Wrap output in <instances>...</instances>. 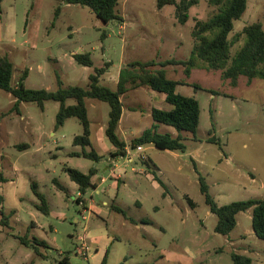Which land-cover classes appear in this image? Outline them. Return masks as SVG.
Returning a JSON list of instances; mask_svg holds the SVG:
<instances>
[{"label": "rangeland", "instance_id": "rangeland-1", "mask_svg": "<svg viewBox=\"0 0 264 264\" xmlns=\"http://www.w3.org/2000/svg\"><path fill=\"white\" fill-rule=\"evenodd\" d=\"M196 1L188 22L181 24L175 6L158 9L157 0H120L121 19L109 23L89 7L62 0H4L0 56L7 55L14 65L13 87L27 72V88L57 91L59 79L64 88H87L95 68L112 62L101 84L115 89L112 80L118 81L129 63L190 57L196 21L216 12L209 0ZM253 23L264 29V0H248L230 38ZM242 44L234 45L232 53ZM77 53H90L94 65L78 64L73 58ZM164 69L170 79L201 87H177L178 93L200 102L197 133L182 132L184 153L153 144L138 152L132 142L155 123L151 109L169 110L172 105L147 87L129 90L122 97L124 118L117 134L134 161L115 162L121 178L109 168L114 146L105 134L108 103L87 99L92 146L86 150L102 156L97 161L72 155L82 152L73 140L84 128L74 117L56 128L59 102L47 101L43 109L22 102L17 111L15 97L0 90V170L8 179L0 183V212L11 215L9 228L0 225V264H61L65 257L70 264H100L107 252L108 264H234L232 252L264 264V240L254 233L252 209L238 214L229 235L216 233L218 218L200 189L202 175L219 205L264 197V80L249 84L241 76L233 87L221 71L193 69L187 77L181 64ZM159 127L178 136L173 127ZM93 168L98 170L92 180L98 189L83 195L86 208L77 202L79 189L68 169L87 174ZM33 183L45 195L49 214L38 209ZM86 247L87 259L79 252Z\"/></svg>", "mask_w": 264, "mask_h": 264}, {"label": "trees", "instance_id": "trees-1", "mask_svg": "<svg viewBox=\"0 0 264 264\" xmlns=\"http://www.w3.org/2000/svg\"><path fill=\"white\" fill-rule=\"evenodd\" d=\"M3 1L0 0V11L2 10ZM62 1L66 4L89 7L104 23L121 19L118 12L120 0ZM196 3V0H157V7L162 9L167 5L175 6L178 22L185 24L190 18L189 11L191 7ZM209 4L216 7V12L205 21H196L192 32L195 44L187 60L172 59L160 63L150 60L129 63L120 71L116 90L101 84V78L108 71L112 62H107L104 67L95 68V72L89 76V86L87 88L81 86L64 88L60 79L58 80L60 87L57 91L27 88L24 84L28 77L27 72L21 76L18 85L13 87L14 65L7 55L0 56V90L15 97L14 109L17 111H19L22 102L36 103L42 109L47 101L59 102L60 109L57 114L56 128L63 126L66 120L72 117L77 118L84 128L83 134L77 135L73 140V146L82 147V152H74L72 155L93 158L98 161L102 156L94 152V149L91 151L86 150V147L92 146L91 120L88 115L87 99L106 102L110 105L109 122L105 134L116 148V152L112 154L113 157L126 156L128 145L117 134L124 112L122 97L131 89L147 87L164 94L166 102L172 105V108L170 110L152 108L151 116L155 123L150 129L144 131L141 136L133 140L132 147L136 149L138 146L153 144L162 150L184 153L187 146L184 143L185 138L182 136V132L196 135L200 124L201 108L198 99L178 93L177 87L180 85L193 86L196 89H201V87L189 82L168 78L164 68L168 65L181 64L185 68L187 77L191 75L193 69L221 71L222 78L230 80L233 87L238 85L241 76H245L249 84L257 78L264 80V29L262 24L247 25L241 32L230 38L236 21L242 18L248 8V0H209ZM103 36L106 37V34ZM242 40V46L235 53H232V47ZM73 58L80 65L87 67L94 65L90 53H77L73 55ZM157 65L161 68L155 69ZM211 92L213 94L217 93L215 91ZM70 100H74L75 103L68 104ZM159 124L175 128L178 136H173L172 133L168 132H160ZM211 142L216 143L213 138H211ZM22 147H28V145L24 144ZM146 164L151 168L148 161ZM97 171L96 168H93L86 174L78 169H68L71 180L78 185L81 196L89 189L96 188L92 180ZM7 181V177L0 170V183ZM159 182L164 186L162 181ZM32 188L41 202L38 209L45 214H49L50 208L45 195L38 190L36 183H33ZM200 189L205 196L206 204L209 206L211 213L218 218L215 227L216 233L229 235L237 226L238 214L252 209L254 233L259 239L264 240V197L219 205L210 194L209 185L202 175H200ZM3 201L4 197L0 196V203ZM77 202L80 203L81 199ZM188 203L192 208L196 207V203L191 198H189ZM116 209L125 215L122 208ZM10 218L11 215L7 216L1 210L0 225L9 228ZM20 239L22 240L23 237H20ZM24 239H29V236L25 235ZM41 243L45 244V242ZM231 258L234 264H252L253 262L250 256L238 252H232ZM61 264H69L68 258L65 257ZM100 264H108V252Z\"/></svg>", "mask_w": 264, "mask_h": 264}, {"label": "built area", "instance_id": "built-area-1", "mask_svg": "<svg viewBox=\"0 0 264 264\" xmlns=\"http://www.w3.org/2000/svg\"><path fill=\"white\" fill-rule=\"evenodd\" d=\"M136 150L138 152H141L144 150L143 146H138L136 148ZM123 162L124 165L129 164V163H133L134 159L131 157V152L130 150L127 148V155L126 156H120L119 159L115 160V162ZM114 166L110 167L111 170V174L112 175H117L118 178H121L120 174H117V166L115 164H113ZM105 180L103 179L102 182H104ZM94 190H97L96 188H94ZM81 194L79 193V197L77 200H80L81 198ZM79 204L83 205V202L81 201ZM84 219H86V217H84ZM88 248L86 247L85 249H82V252L79 251L81 253V256H83L84 258H88V254H87Z\"/></svg>", "mask_w": 264, "mask_h": 264}, {"label": "crops", "instance_id": "crops-1", "mask_svg": "<svg viewBox=\"0 0 264 264\" xmlns=\"http://www.w3.org/2000/svg\"><path fill=\"white\" fill-rule=\"evenodd\" d=\"M127 66V65H126ZM121 71V70H120ZM119 74H120V72H119ZM104 75H109V74H104ZM118 80H119V76H118ZM115 84H116V88L114 89V90H116L117 89V84H118V81H115V80H112ZM151 90V89H150ZM153 91V90H152ZM165 96V95H164ZM170 110V109H169ZM151 111H152V109H151ZM123 118H124V112H123V115H122V119H121V121H120V124H119V127H121V124L123 123ZM119 127H118V129H119ZM159 130H160V127H159ZM115 151H116V148L114 147L113 148V150H110V153H111V156H112V158H111V160H110V167H112L111 165L112 164H115V160H117V159H115V157H113V153H115ZM109 167V168H110ZM93 179H94V177H93ZM78 186V185H77ZM98 189V188H97ZM80 193V192H79ZM83 198V196L80 198L81 199V201L83 202V207H86L87 208V206H88V204L86 203V201L84 200V199H82ZM69 264H70V262H69Z\"/></svg>", "mask_w": 264, "mask_h": 264}]
</instances>
